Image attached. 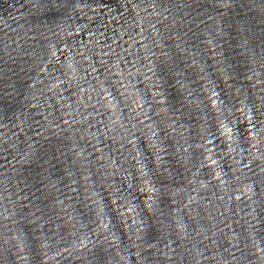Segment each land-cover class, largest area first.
I'll return each mask as SVG.
<instances>
[{
	"label": "water",
	"instance_id": "water-1",
	"mask_svg": "<svg viewBox=\"0 0 264 264\" xmlns=\"http://www.w3.org/2000/svg\"><path fill=\"white\" fill-rule=\"evenodd\" d=\"M0 264H264V0H0Z\"/></svg>",
	"mask_w": 264,
	"mask_h": 264
}]
</instances>
